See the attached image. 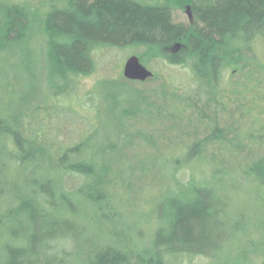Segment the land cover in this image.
Here are the masks:
<instances>
[{
    "label": "trees",
    "instance_id": "obj_1",
    "mask_svg": "<svg viewBox=\"0 0 264 264\" xmlns=\"http://www.w3.org/2000/svg\"><path fill=\"white\" fill-rule=\"evenodd\" d=\"M195 13L203 26L198 37L189 25L174 22L170 8L133 0H73L70 9L47 16L48 74L62 85L47 89L40 119L23 121L0 109V264H264L260 214L229 203L225 187L188 204L165 198L154 210L157 225L165 226L144 236L132 213L120 212L105 181L118 148L108 140L115 130L107 116L115 114L113 106L76 93V81L97 72L104 53L129 49L179 45L184 58L170 64L189 70L191 84L207 81L215 88L235 65L264 71V0H197ZM29 31L25 10L0 7L1 49L22 44ZM92 110L104 120L101 128L90 119ZM96 135L106 140L94 150ZM184 151L166 173L158 171L167 196L189 185L191 162L214 171L216 180L225 172L210 168L202 142ZM132 172L123 167L120 174L126 180ZM237 174L261 196L264 159ZM258 201L264 207L262 196Z\"/></svg>",
    "mask_w": 264,
    "mask_h": 264
},
{
    "label": "rangeland",
    "instance_id": "obj_2",
    "mask_svg": "<svg viewBox=\"0 0 264 264\" xmlns=\"http://www.w3.org/2000/svg\"><path fill=\"white\" fill-rule=\"evenodd\" d=\"M72 1L0 0V7L18 5L30 20V31L22 44L6 50L0 48L1 110L15 111L23 121L33 115L40 119L43 115L40 108L50 94L47 89L62 85L48 74L46 18L53 11L70 9ZM133 1L171 8L175 23L189 24L186 9L189 0ZM253 52L261 58L258 45ZM184 54L183 48L175 46L106 52L103 58L97 59L100 65L97 72L76 81L78 95L98 102L100 98L105 99L104 103L112 105L115 111L107 114L116 130L111 129L108 140L117 142L118 146L112 157L113 171L105 178L108 191L117 201L120 212L132 213L138 226L144 228V236L151 230L153 235L165 226L157 225L154 214L155 207L162 209L165 198H178L180 204H188L198 199L199 194L211 197L208 190L221 187L229 191L225 194L227 201L231 199L240 210H255L264 223L261 217L264 207L258 201L261 196L264 199V190L257 196V186L237 174L240 169L264 159V71L260 66L242 63L228 69L218 88L207 81L191 84L189 70L170 64L183 59ZM131 56H137L154 77L143 83L127 81L123 67ZM126 93L131 98L123 102L119 98ZM85 104L88 110L89 105ZM89 112L90 119L101 128L104 120L95 110ZM105 140L96 135L90 147L95 150ZM199 142L210 157V168L225 172L216 180L214 171L199 170V164L191 162L187 165L193 167L194 176L189 185L184 184L175 197L167 196L169 192L165 193V181L159 172L166 173L171 169L172 159L182 157L185 149ZM123 167L133 170L126 180L120 174ZM258 237L264 244V234Z\"/></svg>",
    "mask_w": 264,
    "mask_h": 264
},
{
    "label": "water",
    "instance_id": "obj_3",
    "mask_svg": "<svg viewBox=\"0 0 264 264\" xmlns=\"http://www.w3.org/2000/svg\"><path fill=\"white\" fill-rule=\"evenodd\" d=\"M176 48L181 49V46L176 45ZM123 76L127 81L143 83L152 79L154 74L140 62L137 56H131L124 64Z\"/></svg>",
    "mask_w": 264,
    "mask_h": 264
},
{
    "label": "flooded vegetation",
    "instance_id": "obj_4",
    "mask_svg": "<svg viewBox=\"0 0 264 264\" xmlns=\"http://www.w3.org/2000/svg\"><path fill=\"white\" fill-rule=\"evenodd\" d=\"M196 2H197V0L193 1L192 4L188 5V7L186 9H187V14H188V18H189V24H187V25L192 27V29L194 30L195 34L197 35V34H199L198 31L203 29V26L200 25V21L198 20V18L196 16V13H195V9H196V4L195 3ZM165 8H168V7H165ZM171 11H172V9H171ZM197 37H198V35H197Z\"/></svg>",
    "mask_w": 264,
    "mask_h": 264
}]
</instances>
